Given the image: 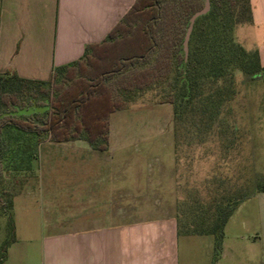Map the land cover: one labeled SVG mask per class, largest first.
<instances>
[{
  "label": "rangeland",
  "instance_id": "1",
  "mask_svg": "<svg viewBox=\"0 0 264 264\" xmlns=\"http://www.w3.org/2000/svg\"><path fill=\"white\" fill-rule=\"evenodd\" d=\"M235 39L248 51L261 47L264 22L253 17L236 28ZM172 89L160 86L138 93L128 109L114 113L105 152L88 150L86 141L37 144L36 138L16 130L0 137V264H42L44 238L54 231L50 226L75 224V181L58 183L50 177L72 173L61 160L78 155L85 162L97 159L99 173L130 178L125 203L130 202L132 221L178 215L186 223L193 194L198 190L204 198L211 178H220L233 191L264 180V71L255 80L236 72L234 92L214 121L182 107L179 98L176 113L166 102ZM3 91L2 86L0 95ZM4 111L0 103V113ZM81 144L85 149L76 153ZM50 146H56L60 159L57 171L43 164V158L53 157ZM234 216L228 234H244L239 224L250 222L251 216L245 209ZM215 253L214 236H181L180 264H213ZM234 257L221 264H258L246 250Z\"/></svg>",
  "mask_w": 264,
  "mask_h": 264
},
{
  "label": "trees",
  "instance_id": "2",
  "mask_svg": "<svg viewBox=\"0 0 264 264\" xmlns=\"http://www.w3.org/2000/svg\"><path fill=\"white\" fill-rule=\"evenodd\" d=\"M204 7L205 0H136L104 42L88 46L80 61L56 69L50 82L13 71L0 74L5 88L0 137L16 130L37 144L84 140L105 152L112 115L128 109L138 93L160 86L174 88L166 102L176 113L179 98L182 107L214 121L234 92L236 72L255 80L264 66L257 50L248 51L235 39L236 28L253 21L250 0H210L209 11L193 25L186 51L191 19ZM225 184L211 178L204 198L198 190L193 194L186 223L176 218L180 236H214L213 264L230 218L242 203L264 193V180L234 191Z\"/></svg>",
  "mask_w": 264,
  "mask_h": 264
},
{
  "label": "crops",
  "instance_id": "3",
  "mask_svg": "<svg viewBox=\"0 0 264 264\" xmlns=\"http://www.w3.org/2000/svg\"><path fill=\"white\" fill-rule=\"evenodd\" d=\"M135 2L0 0V74L13 71L24 79L50 82L56 69L80 61L88 46L104 42ZM250 3L254 21L264 22V0ZM254 46L264 66V43ZM55 147L50 146L53 157L43 158V164L57 171L60 159L55 157ZM84 149L81 144L75 151ZM59 164L72 173L50 177L58 183L75 181L79 215L74 225L55 222L50 226L54 231L44 238L42 264H180L181 236L175 218L132 221L130 202L125 203L130 178L101 174L97 159L85 162L79 155ZM243 209L251 216L250 222L239 224L245 233L228 234L230 220ZM234 215L226 225L216 264L226 258L235 261L234 255L245 250L256 263L264 264V193L242 203Z\"/></svg>",
  "mask_w": 264,
  "mask_h": 264
},
{
  "label": "water",
  "instance_id": "4",
  "mask_svg": "<svg viewBox=\"0 0 264 264\" xmlns=\"http://www.w3.org/2000/svg\"><path fill=\"white\" fill-rule=\"evenodd\" d=\"M210 9V0H205V7L202 11L196 13L192 19H191V26H190V29L188 31V34H187V38H186V44H185V47H186V51L188 50L187 49V46H188V41H189V38H190V35H191V32H192V29H193V25L195 23V21L202 15L206 14Z\"/></svg>",
  "mask_w": 264,
  "mask_h": 264
}]
</instances>
